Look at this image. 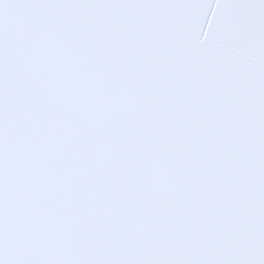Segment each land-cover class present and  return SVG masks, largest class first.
Wrapping results in <instances>:
<instances>
[{"label": "snow or ice", "instance_id": "obj_1", "mask_svg": "<svg viewBox=\"0 0 264 264\" xmlns=\"http://www.w3.org/2000/svg\"><path fill=\"white\" fill-rule=\"evenodd\" d=\"M0 264H264V0H0Z\"/></svg>", "mask_w": 264, "mask_h": 264}]
</instances>
